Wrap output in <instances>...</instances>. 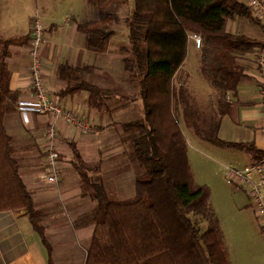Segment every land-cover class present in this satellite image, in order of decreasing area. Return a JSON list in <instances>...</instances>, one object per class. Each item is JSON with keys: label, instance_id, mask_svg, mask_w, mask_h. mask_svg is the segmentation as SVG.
<instances>
[{"label": "trees", "instance_id": "1", "mask_svg": "<svg viewBox=\"0 0 264 264\" xmlns=\"http://www.w3.org/2000/svg\"><path fill=\"white\" fill-rule=\"evenodd\" d=\"M86 1L97 9L99 18L79 23L77 29L85 34L86 47L92 51L106 50L115 34L110 23L119 21L117 7L131 2L124 21L131 56L123 60L125 69L139 79L143 118L121 124L123 140L131 141V157L141 170L132 197L110 198L93 177L99 164L85 162L77 151L74 154L83 189L96 202L92 218L96 228L84 264H230L219 227H200L203 221L212 222L209 191L194 182L178 115L203 140L220 147L246 148L257 160L264 158V151L252 143L219 137L221 119L231 110V97L246 77L251 54L257 53L256 62L264 49L263 40L231 31L229 21L249 17L264 27L263 21L241 0ZM193 35L201 38L199 47ZM29 40L0 37V211L24 208L46 243L40 225L43 213L35 208L20 176L13 138L5 126L20 96L10 86V47ZM192 46L199 53L201 74L219 92V118L208 125L185 86L177 82ZM93 71V66L64 63L57 72L72 91L112 96L114 92L84 78V73ZM176 106H182L177 115Z\"/></svg>", "mask_w": 264, "mask_h": 264}, {"label": "crops", "instance_id": "2", "mask_svg": "<svg viewBox=\"0 0 264 264\" xmlns=\"http://www.w3.org/2000/svg\"><path fill=\"white\" fill-rule=\"evenodd\" d=\"M8 6H12V0H0V37L30 39L26 43L10 47V86L19 91V100L31 101L35 97L30 76L32 26L20 38H8L5 18ZM71 19L74 20V16ZM230 24H235L234 27L238 30L230 27L231 31L264 41V27L255 20L236 17L231 19L229 26ZM254 27L260 31H256ZM77 32L79 33L77 27L69 28L57 35L49 45H41L43 80L49 100L89 121L93 129L83 134L74 125L61 124L57 136L61 150L60 180L57 184H50L45 178V145L47 126L53 120V115L29 112L25 119L18 109L9 115L7 132L13 138L15 149L20 148L19 155V151L15 150V157L19 158L20 163V176L32 195L35 208L44 214L40 225L43 227L46 243L24 208L0 211V264H84L92 243L96 224L87 217L94 213L96 202L89 190L83 189L81 176L73 163L74 154L77 151L89 164H97L104 159L110 150L106 144L111 135L109 126L115 121L117 125L125 122L123 118L127 114L124 107L111 109L105 103L113 96L95 97L87 90L72 91L67 82L59 78L57 71L61 64L96 65L94 52L86 48V44L76 43ZM256 54H251L247 62L246 77L240 82L236 96L231 97L232 107L223 117L225 122L220 123L219 137L230 142L252 143L258 150L264 151V114L259 98L260 88L264 86V71L255 62ZM114 98L117 101L120 99ZM221 148L237 151L232 154V160L243 164L241 166L260 162L246 148ZM104 163L102 162L103 176L107 177ZM128 182L132 183V180ZM243 190L256 217L247 191ZM258 251L260 250L252 251L251 255H258ZM261 252L264 254V248ZM252 261H255L254 257Z\"/></svg>", "mask_w": 264, "mask_h": 264}, {"label": "rangeland", "instance_id": "3", "mask_svg": "<svg viewBox=\"0 0 264 264\" xmlns=\"http://www.w3.org/2000/svg\"><path fill=\"white\" fill-rule=\"evenodd\" d=\"M117 8L119 21L110 23L111 28L115 29V34L107 43L106 50L93 51L96 65H93V72L84 73V78L100 86L102 90L114 92L113 97L105 103L111 109L124 107L127 116L123 121H136L143 118L141 101L138 97L139 79L125 69L123 60L124 57L131 56L124 22L127 13L131 10V2ZM73 16L74 20L71 19ZM5 18L8 38H20L31 26L33 31V23L38 19L44 33L42 45H49V42L54 41L63 31L76 28L79 23L95 20L99 15L97 9L86 0H12V6H8ZM234 26L235 24L233 26L230 24L229 29L231 27L236 31L237 28ZM254 28L260 31L257 27ZM75 41L86 44L85 34L77 32ZM197 51L195 47H190L188 59L177 75V82L185 86L205 125H208L219 118L216 104L219 92L211 81L201 74ZM39 55L42 58L41 49ZM114 97L120 99L117 101ZM134 97H137L136 100H133ZM181 107H175L176 115L181 113ZM9 115L5 119L6 130ZM178 117L187 141L188 161L194 182L209 191L212 222H201V229L206 230L209 224L219 227L230 264H264V254L261 252L264 248V230L254 216L245 191L229 184L225 178V167L243 165L232 160V154L237 151L222 149L203 140L184 124L182 115ZM221 122H225V119L222 118ZM122 123L117 125L115 121L109 126L111 135L106 140V144L110 147L109 153L98 162V170L93 173L95 181L102 183L108 196L116 200H124L134 195L135 179L141 172L138 161L131 157L133 153L131 141L123 140ZM223 128L225 130V124ZM15 150L19 151L17 152L19 155L20 148L16 147ZM17 159L19 163V158ZM102 162H105L107 177L103 176ZM129 180H132V183H129ZM93 214L87 219L92 221ZM41 217L42 220L44 214ZM256 249L260 250L257 252L258 255L252 256V251ZM252 257L255 261H252Z\"/></svg>", "mask_w": 264, "mask_h": 264}, {"label": "built area", "instance_id": "4", "mask_svg": "<svg viewBox=\"0 0 264 264\" xmlns=\"http://www.w3.org/2000/svg\"><path fill=\"white\" fill-rule=\"evenodd\" d=\"M248 4L255 16L264 21V0H241ZM33 27V38L30 46L32 63L30 68L31 88L34 93V100H19L17 109L26 119L29 112L51 113L53 120L49 123L46 130L45 145V178L50 184H57L60 180L61 150L57 143V136L61 124L66 126L74 125L79 133H89L92 131V124L80 118L72 110L62 108L58 103L49 100L47 88L44 85L43 71L44 64L40 58V49L43 42V29L36 19ZM193 40L197 47L202 43L198 35H193ZM256 63L264 71V49L257 55ZM260 107L264 114V86L259 92ZM264 120V116H263ZM225 178L229 184L245 189L250 198L255 215L259 220L260 226L264 230V158L255 164L234 167H225Z\"/></svg>", "mask_w": 264, "mask_h": 264}]
</instances>
